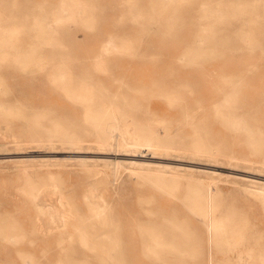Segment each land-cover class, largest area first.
Returning a JSON list of instances; mask_svg holds the SVG:
<instances>
[{
	"label": "rangeland",
	"instance_id": "374dc122",
	"mask_svg": "<svg viewBox=\"0 0 264 264\" xmlns=\"http://www.w3.org/2000/svg\"><path fill=\"white\" fill-rule=\"evenodd\" d=\"M174 2L183 7L163 8L168 0H0V264H208V249L213 264H237L226 258L242 251L250 262L249 255L264 252V199L245 191L251 181L264 185V0ZM65 15L75 19L47 34L44 23ZM229 36L237 39L227 43ZM108 41L117 49L102 53ZM58 65L67 87L70 80L81 94L85 83L94 104L75 102L54 84L49 74ZM229 94L236 112L246 114L247 131L228 126L224 110L216 116ZM8 100L18 103H2ZM110 102L132 137L156 131L160 146L184 152L96 149L112 117L95 115ZM86 112L95 117L86 120ZM20 113L40 118L43 131L57 122L67 137L92 147L61 149L60 136L48 132L23 136L18 145ZM98 122L101 132L91 125ZM49 138L58 148L47 147ZM197 152L224 162L188 158ZM221 155L251 162L231 170L235 159ZM104 161L138 173L152 165L189 170L211 191L216 179L226 192L214 216L236 237L213 234L209 241L198 205L188 200L197 184L156 183ZM102 193L101 216L92 209ZM173 224L172 239L189 247H160L153 261L143 229L160 227L161 234Z\"/></svg>",
	"mask_w": 264,
	"mask_h": 264
},
{
	"label": "bare ground",
	"instance_id": "6f19581e",
	"mask_svg": "<svg viewBox=\"0 0 264 264\" xmlns=\"http://www.w3.org/2000/svg\"><path fill=\"white\" fill-rule=\"evenodd\" d=\"M168 2L169 3L163 5L162 7L163 8H173V9L183 7L178 2L175 5L174 0H168ZM184 7H188V5H185ZM251 8L254 9L255 7H251ZM71 19H75V15H69V16L65 15L63 17H54L52 20L46 21L44 23L46 33L52 34L55 31V29H57L56 27L61 25V21H65V20L71 21ZM53 24L56 26L53 27L54 26ZM245 36L246 35H241V38L245 37ZM234 38H235V36L234 37L229 36V38L227 39V43H229V39L233 40ZM235 39H237V37ZM110 49L116 50L117 47L111 41H108L101 48V52L107 53ZM204 49H205V46H204ZM187 56H188V52H186L183 57H187ZM57 69H55L54 71H52L49 74L51 76L54 84L57 83L56 85H58L59 88L63 89L65 92L67 91L68 95H70L69 97L74 99L75 102L89 101V103L93 102V104H94V101L91 98V93L89 94V92H88L89 88L85 83H84V85L81 86L82 93L78 94L76 92V87H75L76 84L71 86L72 83L69 80V83H70L69 86L70 87H67L68 83H67L66 73L65 72H64L65 74L62 73V70L59 68V65L57 66ZM232 100H234V99L232 98V96L230 94L226 95L224 98L223 104L220 106H216V108H215L216 109V116H218V111L224 110L225 114H223V116H221V117L224 119L225 123L228 126H231V128L234 130L247 131L248 123L246 122V114H244L243 111H241V113H237L236 111L238 108L231 106ZM10 101H12V100L3 101L2 103H5V104L6 103H8V104L18 103V101H16V100L15 101L13 100L12 102H10ZM101 105H103V104H101ZM1 108L4 109L5 107L0 106V109ZM101 109H104L106 112H103L102 115L97 112L98 114L95 116H101L102 117L108 113V114H111L112 119H111V122L107 124L106 130H104V132L107 134L108 137L103 139V140L95 141V143H96L95 148L96 149L102 150V149H108V148L114 147L121 152H127V153L128 152H144V151H152L153 153H156L157 151H160V152H164L165 155H162V156H166V157L171 156L169 154L170 152H184L181 150H177L172 146H160L158 144L159 132H156V131H154L153 133H150L149 135H147L144 138L132 137L131 135L133 133L129 128L131 126L130 123L128 121H125L124 119L118 120V118L113 113H111V110L114 109L112 102H110V104L106 107H103V108L100 107V110ZM147 113H149V114L151 113V115H154L150 110L147 111ZM7 115H11V114L8 113ZM95 116L92 113H88V112H86L84 114V117L86 120L93 118ZM14 117L17 118L18 120L23 121V126L19 129V134L17 136L13 135V141L16 142V144H18V142L22 140L21 138L23 136H28V137L32 138L35 136H42L45 134L44 132H48L47 134H50V136L51 135L52 136H54V135L60 136V138L57 141H59L61 143L60 144L61 149L70 148V147L77 148V149L78 148H86V146L92 147L89 145L90 144L89 142H88L89 144H87V143L84 144L83 140L71 139V138L67 137L66 133L64 131H61L58 129L59 123H57V122H51V124H50L51 129L48 131H43V128L46 126V124L43 121H41L40 118H38L36 116H31V115L28 116V115L20 113ZM5 122L8 123L7 121H5ZM91 125L95 126L96 131L99 130L98 132H101L99 129L100 128L99 122L93 123V124L91 123ZM31 140L35 141L34 139H31ZM38 140H43V139L38 138ZM47 140H48V144H46V145L48 148H58L56 146V143L54 142L55 139L49 138ZM250 140H252L251 143L254 145L253 147L256 149V151L261 152L262 148H256V146H255V144H257L258 140H253V138ZM64 144H66V145H64ZM197 150L199 151V148ZM200 150H202V149H200ZM60 152H65V151H60ZM218 156L219 155H213V154L212 155L211 154L210 155H207V154L204 155V154H200L198 152L193 153V154H188L189 159H195L197 157L200 158L199 160H202V158H207V159L210 158V159L216 160L218 162H224V160L218 159ZM221 156L224 158H229L228 160L235 159L236 164H231L229 162L227 163V164L232 166V167H229V169L231 168V170H235L238 167H240L238 165L239 161L251 162L245 158H238L237 156H231V155H221ZM176 157L184 158L182 156H176ZM62 160H67V159H62ZM68 160H71V159H68ZM77 161L80 162L81 165H87V162H88V161L82 160V159H78ZM18 162L20 163V166L23 167L22 168L23 171H26L27 170L26 169L27 161L21 160ZM92 162H96V164H98L97 163L98 161H92ZM253 163H255V162H253ZM262 163L264 165V161ZM103 165L111 167L114 172L115 171L117 172L119 168H124L126 170H129L131 175H133V176H140L143 178H148V179H150L156 183H160V182L166 183L167 182L170 184H175V183H179L181 181H186L189 184L190 183L197 184L198 187L189 191L188 200L191 201L192 203L198 205V210H199V213L203 217L205 230L209 236L208 237L209 241H210L213 234H215L216 236H219V237L223 236V239H225V240L227 239V237L225 236L227 234H231L229 236V238L233 239L236 237L234 232L224 231L223 227L221 225V222H219L218 218L214 216V212L217 209V202L219 199L223 198V194L226 192L225 188L219 186L216 183V181H215L216 179H214V178L211 179V182L213 183V186H214V190L211 191L210 189L212 187L210 186V183L205 182L206 180H204V179H200V178L191 176L190 174H192V172L189 170H187L185 172L186 174H182V172H181L182 169H179V168L152 165V166H146V167H138V168H144V170L147 172V173H138V171H136V170L133 171L134 169L127 168L124 166L113 167L112 163L109 161H104ZM114 174H115V176H117L116 175L117 173H114ZM256 178L259 179V177H256ZM226 182L229 183L230 181H226ZM205 183H207V184L205 185ZM232 184H235V183H232ZM245 191L252 196H258V197L264 199V185L260 184L256 181H251L250 185L248 187H245ZM92 197L95 198V196H92ZM35 198H37V196ZM97 199L99 200V202L94 204L92 212H93V214L94 213L96 215L100 214L102 216L104 210L107 207L106 195L104 193H102L97 197ZM45 200H46V197H45ZM46 205H48V204H46ZM48 207L51 208L50 205H48ZM5 227L8 229H12L11 225H8V224L5 225ZM177 229H178V227L175 226L174 224L170 225V226L163 227L161 229V234H160V227H155V226L150 225V226H147V228L145 230L143 229V232H144L146 238L148 239V242L144 245L145 246L144 249L148 254H150L154 257L153 261H154V259H160V247L171 249V250H174V249L177 250V249H183V248L189 247V243H184V242H178L177 243L176 241H174L172 239V237H174V235L176 234L175 232H177ZM169 234H171L170 237L172 240L171 239H168V240L165 239V236H168ZM160 238H164V240H161ZM229 238H228V240H229ZM241 238H243V237L241 236ZM246 250L248 253H250V252H252V250H254V248L250 247ZM263 250H264V246H263ZM260 251L261 250H259V252H258L259 254H257V256L249 255L250 262L245 259L242 251L236 253V255H234L232 257H227L226 259L228 261H235L237 264H264V252L260 253ZM208 264H213L211 249H208Z\"/></svg>",
	"mask_w": 264,
	"mask_h": 264
}]
</instances>
